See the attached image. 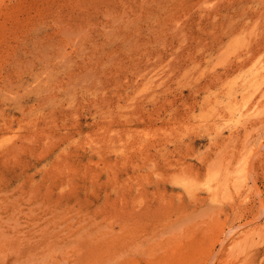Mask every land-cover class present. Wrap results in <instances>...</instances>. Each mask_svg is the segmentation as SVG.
Masks as SVG:
<instances>
[{"label":"rangeland","instance_id":"rangeland-1","mask_svg":"<svg viewBox=\"0 0 264 264\" xmlns=\"http://www.w3.org/2000/svg\"><path fill=\"white\" fill-rule=\"evenodd\" d=\"M259 65L264 0H0V264H264Z\"/></svg>","mask_w":264,"mask_h":264},{"label":"bare ground","instance_id":"bare-ground-1","mask_svg":"<svg viewBox=\"0 0 264 264\" xmlns=\"http://www.w3.org/2000/svg\"><path fill=\"white\" fill-rule=\"evenodd\" d=\"M249 75L251 76V78L249 79V81H246L245 82V84L242 87L243 89L241 88L242 89L241 91H243V90L245 91L248 87H250V86L252 87L255 83H258V81H259L260 78H264V65L255 66L252 69L251 73H249ZM247 79H248V76H247ZM247 79H245V80H247ZM241 97H243L242 94H241ZM243 116H244V112L243 111H240V109L238 108L237 112L234 114L233 117L235 118V122L237 123L238 120H239V118H242Z\"/></svg>","mask_w":264,"mask_h":264}]
</instances>
